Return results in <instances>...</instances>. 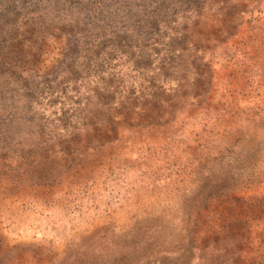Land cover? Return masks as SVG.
<instances>
[{
	"label": "rangeland",
	"instance_id": "1",
	"mask_svg": "<svg viewBox=\"0 0 264 264\" xmlns=\"http://www.w3.org/2000/svg\"><path fill=\"white\" fill-rule=\"evenodd\" d=\"M111 1L125 33L152 40L124 34L123 52L105 36L111 60L54 70L38 106L52 138L0 168V264H264V0H182L152 28ZM157 30L170 43L155 52ZM79 72L70 96L60 79Z\"/></svg>",
	"mask_w": 264,
	"mask_h": 264
},
{
	"label": "trees",
	"instance_id": "2",
	"mask_svg": "<svg viewBox=\"0 0 264 264\" xmlns=\"http://www.w3.org/2000/svg\"><path fill=\"white\" fill-rule=\"evenodd\" d=\"M64 1L66 0H0V142L7 138L9 143V148L0 146L2 152L0 168L20 169L28 158L34 156V145L44 142L45 137H49L51 131L45 128L46 116L42 115L44 112L38 111V106L41 105L39 96L42 97L44 89L49 93L51 82L57 81L54 72L57 67L60 65L68 66L67 68L77 67L81 62V67L89 72L88 67H92L93 60L101 63L111 60L113 53L105 57L100 56L101 50H105L106 47L102 39L105 36H109L107 38L109 40L121 41L122 38L123 52L136 50L124 38V34L127 37V34H131L133 39H138V31L130 29V33H125L122 30L123 25L118 26L119 23H116L115 19L122 24L124 21L119 16L113 17L108 11L111 0H77L76 10L68 12L69 15L64 14L67 12V6L70 8L71 5L68 2L66 5ZM116 4H122L128 16L136 15L137 12L146 15L149 19L148 26L151 28L156 24L165 27L167 21L172 20L169 17L172 10L177 11L184 6L182 0H143L140 4L122 0ZM138 6L139 9H136ZM15 13L17 18L13 24ZM151 32L160 34L159 38L154 39L156 41H152L155 52L160 40L170 43L169 37L162 38L164 32L159 30ZM52 37L60 38L55 65L49 71L40 72L39 69L36 70L34 64L40 56L42 43ZM144 39L152 40L149 34L138 40ZM145 52L147 51H142ZM80 74L81 72L78 76L72 77L73 74L66 73L60 79L63 87L70 89V96L72 94L79 96V86L86 80L81 78ZM56 85L58 87L61 84ZM49 100L47 99V102L52 105L56 102V99L52 102ZM75 101H79V98ZM70 104L71 100L69 106ZM75 135L77 133L73 132L71 136ZM28 141L33 143L28 145L30 144Z\"/></svg>",
	"mask_w": 264,
	"mask_h": 264
},
{
	"label": "water",
	"instance_id": "3",
	"mask_svg": "<svg viewBox=\"0 0 264 264\" xmlns=\"http://www.w3.org/2000/svg\"><path fill=\"white\" fill-rule=\"evenodd\" d=\"M13 17L16 19L17 13H15ZM101 84H102V88H104L107 91H112V92L117 91L119 87V82L116 79H114L112 75H110L106 79H103Z\"/></svg>",
	"mask_w": 264,
	"mask_h": 264
}]
</instances>
